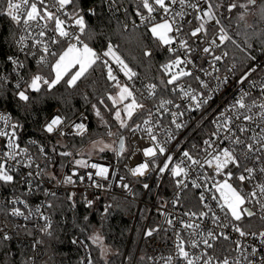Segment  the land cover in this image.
Listing matches in <instances>:
<instances>
[{
  "label": "snow or ice",
  "instance_id": "1",
  "mask_svg": "<svg viewBox=\"0 0 264 264\" xmlns=\"http://www.w3.org/2000/svg\"><path fill=\"white\" fill-rule=\"evenodd\" d=\"M104 8L112 14L122 10L126 17L138 18L139 24L135 19L132 23L136 27L143 26L169 54L167 61L160 65L163 76L158 84L147 83L143 90L137 89L135 81L139 74L121 56L118 45L109 42L106 50L97 52L82 38H92L86 18H98ZM233 14L241 21L249 14L264 20V0H131L129 6L123 8L121 0H0V16L10 18L22 32L18 38L15 34L12 36L14 53H6L0 47V107L6 101L15 100L17 108L25 106L24 110L28 112L32 93L51 92L62 82L67 88L75 89L78 82L102 66L115 92L98 98L91 109L99 125L104 127V134L116 137L111 143H105L103 139L92 140L88 151L77 149L75 145L64 143L63 139L69 136L83 138L89 131L88 117L81 113L74 120L57 112L41 125L44 142L30 140L29 144L22 145L21 135L26 131V124L11 112L0 111V140L3 141L0 145V189L11 192L10 197H5V204L11 207L0 204V215L25 222L42 221L34 227L42 234L52 236V217L45 209L55 210L58 205L54 200L59 198L56 191L43 187L44 179L73 189L83 186L80 199L86 209H92L99 199L95 191L109 190L117 171L111 165L93 162L94 153L111 151L122 158L128 149L126 137L120 130H127L134 137L144 133L140 139L146 136L149 146L137 149L144 159L128 168L132 177L139 181L154 173L160 180L165 174L170 175L174 186L170 201L173 209H184L182 194L189 185L202 189L197 210L168 211L169 201L159 198L156 212L164 217L163 224L149 227L145 234L152 237L155 233L172 231L174 247L172 253L161 254L158 260L148 258L151 264H264V231L243 226L245 219L257 215L256 206L264 220V80L259 83L250 80L258 69L264 70V63L258 62L243 72L235 82L239 86L237 95L230 101L223 106L211 107L215 95L230 86L229 76L219 75L217 67L229 53L221 51L217 54V49L230 41L236 44L225 25ZM210 25L215 29L214 33L210 32ZM124 27L126 29L127 24ZM53 46L59 47L53 50ZM236 47L240 48V45ZM251 47V44L247 45V48ZM240 50L247 59L256 61L247 49ZM144 54L153 55L152 51ZM29 58H34L38 66L31 75H28L30 69L26 62ZM202 62L207 63L208 68ZM117 70L126 81H121ZM232 70L230 68L229 72ZM206 77H212L215 85L210 87ZM193 83L197 87H193ZM160 89L174 97L164 98ZM177 99L189 102L182 109ZM149 101L152 107L148 106ZM205 109L212 116L210 122L214 130L196 155L188 150L181 151L177 145V151H180L177 158L175 152H169L168 145L176 140L177 132L187 126L181 118L186 112ZM105 113L111 116L117 131H112ZM165 116L168 117L167 125ZM48 137L56 138L55 143H48ZM55 157L71 158L69 173L59 178L55 171H50L57 165ZM64 166L60 164L61 168ZM125 179L120 176L117 186L134 195ZM246 184L250 185L248 191ZM156 186L160 187V184ZM142 187L150 191L152 185L144 182ZM17 188L25 191L16 195ZM41 191L44 197L53 200L32 206L27 197ZM89 192L93 193L92 198H89ZM66 200L71 208H76L77 191H69ZM110 207H105V214ZM83 219L87 222L89 217L85 215ZM205 220L210 222L207 227ZM27 228V223L10 227L7 219L0 221V258L11 257L8 264H17L10 245L19 230ZM80 230L87 232V224ZM231 233H236L237 238L233 239ZM249 237L252 242H248ZM104 239L98 230H93L85 240L72 239L73 244L83 247L86 252L80 264H95L88 241L100 250L102 257L108 254ZM221 240L229 241L230 251L236 252L237 256L217 253ZM42 243L35 240L31 247L35 250ZM35 259L34 256L21 259L18 264H35Z\"/></svg>",
  "mask_w": 264,
  "mask_h": 264
},
{
  "label": "trees",
  "instance_id": "2",
  "mask_svg": "<svg viewBox=\"0 0 264 264\" xmlns=\"http://www.w3.org/2000/svg\"><path fill=\"white\" fill-rule=\"evenodd\" d=\"M121 3H131V0H121ZM255 13V10H253ZM92 38L84 37L87 43L97 52L103 51L109 42L118 45V51L125 61L139 75L155 83H159L163 73L160 71V65L165 63L169 54L162 46H158L151 34L145 28L126 30L121 22L113 21L108 15L106 8L98 13V18H86ZM229 35L233 37L236 44L228 42L226 50L229 53L231 61L239 59L246 60L240 48L247 49L248 52L260 56L264 54V20L256 14H249L244 21L239 20L235 14L228 21H225ZM17 27L11 22L10 18L0 16V47L6 53H14L15 48L11 40L13 34L16 35ZM239 44L240 48L236 45ZM251 44V48L247 45ZM145 51H152V56H145ZM2 60V57H0ZM30 71L28 75L38 70V66L28 62ZM47 73V69L45 70ZM27 78V76H26ZM108 92H115L111 88V82L106 78V70L100 66L97 67L89 76L78 82L75 89L67 88L63 82L57 85L51 92L44 90L41 93H32L30 108L25 112L24 107L17 108V101L11 100L9 95L3 107L0 109L11 112L22 123L26 124V131L21 138L33 137L44 142V133L41 131V124L46 117L57 107L69 117L73 118L80 112H85L89 118V131L83 138L71 137L70 144L76 148L86 145L89 141L100 137L105 138V129L100 126L94 114L91 105L97 103L98 98L105 97ZM106 103H110L106 100ZM106 118L112 125V131H117V126L112 121L111 116L105 113ZM26 117V120H25ZM126 137V146L130 144V133L127 130H120ZM56 138L48 137V143H55ZM64 150V149H60ZM101 156H112L111 153L105 152ZM66 157H55L57 165L60 166ZM189 194V193H188ZM65 195H57L59 199L54 200L58 205L52 210L54 217L53 235L47 236L40 234L41 244L45 250V256L42 264H80L82 252L80 248L71 241L73 237L80 236L84 240L93 230H98L104 236V243L109 249L105 257L100 255V250L91 245L88 241L89 249L92 253L93 260H100L103 264H120L122 256L128 245L133 219L136 214L137 204L118 197L98 195L99 199L92 209H86L80 196L76 208H71ZM53 200V198H51ZM111 205L105 214V207ZM87 215L89 220L84 221L83 217ZM146 217V210L140 215V222L136 228L129 248V256L132 257L136 251V242L139 238L140 226ZM87 224V232H81V228ZM12 253L16 256V261L28 259L30 249L10 245ZM11 257L0 258V264H8Z\"/></svg>",
  "mask_w": 264,
  "mask_h": 264
},
{
  "label": "built area",
  "instance_id": "3",
  "mask_svg": "<svg viewBox=\"0 0 264 264\" xmlns=\"http://www.w3.org/2000/svg\"><path fill=\"white\" fill-rule=\"evenodd\" d=\"M127 6H129L128 3H121V8L127 7ZM52 10L54 11L55 9H52ZM107 13L112 18L113 21L121 22L123 26L127 24L126 30L144 28L143 26L136 27V24H139V19L134 16H131V18L126 17L122 10L115 14L109 13L108 11ZM132 19L136 20V24L132 23ZM193 24H195V21H193ZM209 28H210V32L212 33L215 32V29H213L211 25L209 26ZM21 34H22L21 30L17 28L16 37L18 38L19 35ZM49 35H52V33H49ZM227 44L228 43H226L222 49H217V54H220L221 51H227L226 50ZM57 47L59 46H53V50H56ZM106 48L104 50H106ZM243 55L246 58L244 52H243ZM251 55H254V54L251 53ZM254 56L257 58L256 61H252L246 58V60L239 59L238 61L234 62L229 59V55H228V57H226L222 62L217 64V67L219 68V75L229 76L230 86L227 89L223 90L221 93L215 95V98L213 102L211 103V107H215L217 104L223 106V104H226L228 101H230L234 95H237V87L239 86H237L235 82L237 79H239V77L243 74V72H245L248 68L256 65L258 62L264 63V54L260 56H256V55ZM23 58L24 57L21 55V59ZM26 62L27 63L31 62L34 65H36L34 58H29ZM233 65H235V68H233ZM203 66L205 68H208L207 63H203ZM114 68H115V65H114ZM230 68L233 69L232 72H229ZM116 74L120 77L122 82L126 81V77H124L123 74L120 73L118 70ZM205 79L209 82L210 87L215 85V80L212 77H206ZM252 79H255L257 83H259L261 80H264V70L258 69L256 72L252 74V77H250V80ZM147 83H155V82L150 81L141 76H138V78L135 81V86L137 89L143 90V85ZM192 86L197 87L195 83H193ZM159 92L161 95L164 96V98L174 97V94L169 93L166 90L160 89ZM188 102L189 101L187 100L181 101L177 99V103H181L182 109ZM147 103L149 107H152L151 101ZM0 111H4V110L0 109ZM57 112L65 114L61 108L57 107L46 117V119L50 118L54 114H57ZM81 113L87 116L85 112H80L72 119L75 120ZM202 117H206V118L202 120ZM181 119L182 121H185L187 123V126L179 130L177 132L176 140H174L170 145H168L169 152H175V155L177 158L180 157V151H177V145H180L181 151L188 150L193 155H196L200 151V149L203 147V141L208 139L212 131L214 130V127L212 123L210 122L212 119V116L208 115V109H205L203 111L186 112L185 116L182 117ZM88 121H89V118L86 121L87 124H88ZM164 123L165 125H167L168 123L167 116L164 117ZM141 136H144V133H138L135 137L130 133V136H129L130 147L127 148L128 149L127 155L126 156L124 155V157L122 158H118L115 155V153H111L112 156H97V157L93 156L92 157L93 162H97V163L104 164V165H111L117 170L115 173V178L110 181L112 183V187L107 191L96 190L95 195L97 196L107 195V196L118 197L121 199L132 201L137 204V210H136L135 217L133 219L128 245L122 256L120 264H151V261L148 258L155 257L158 260L161 254L167 255V254L172 253L173 247H174L173 245L174 236H173L172 231H168L167 233L163 231L160 233H155L152 237H147L145 234L146 230L149 227H155L157 225L163 224L164 217L160 216L156 212V208L158 207L160 203V199H159L160 197H163L164 200L169 201V205L167 209L168 211L182 212L183 210L187 208H192L193 210H197L200 207L199 202H198V195H199V192L202 191V189H194L191 187V185H189V188L185 190V192L182 194V201L184 203V209H180V208L173 209L170 201L171 199H173L174 186H173L172 178L170 175L165 174L162 179L157 180L156 174L153 173L151 174L150 177L140 178V180L138 181L137 178L132 177L128 173V168L134 167L135 165H137L144 159L142 153L137 151V149H142L144 147L149 146V141L147 140V137L145 136L144 139H140ZM71 137L73 136L65 137L63 139V142L71 146L72 144H70V141H69ZM102 138L103 137H100L99 139H102ZM105 139L114 140L116 139V137L105 136ZM30 140H37V139L33 137H27L24 139L21 138V144L27 145L29 144ZM93 140H97V139H93ZM91 141H89L86 145L82 147H78L77 149H83L84 151H86ZM2 144H3V141L0 140V145ZM194 145L195 147H193ZM72 150L75 151V149H72ZM32 151L33 153H35V148H33ZM134 152H135V155H133ZM70 161H71V158L66 157V159L62 163L65 165L63 168H61L59 165H56V167L54 169H50V171H55L58 175V178L62 177L64 174L69 173V170L72 167V164L70 163ZM162 162H163V159H161V163ZM111 175L112 173H110V176ZM120 176H124L126 178L125 183H129L132 189V193H134V195L129 194L125 189L117 186V180L119 179ZM144 182H147L150 185H152V188L150 191L145 190L142 187V184ZM105 183H108V182H105ZM157 183L160 184V187L156 186ZM43 187L50 188L56 191L57 195H65L69 191L74 190V191H77V195L79 196L80 192L83 191V186H81L78 189H73L71 186H57L55 185V182H48L47 178L44 179ZM245 190L246 191L250 190V185L246 184ZM23 191L25 190L22 188H17L16 195H19ZM92 195L93 193L89 192V198H92ZM10 196H11V192L8 189H0V204H5V197H10ZM51 198L52 197H47V198L44 197L42 191L41 193L35 196L27 197V199L29 200V203L32 206L40 204L42 201H45V200H51ZM208 202L214 204V202L212 201H208ZM5 207L10 208L11 205L5 204ZM144 210H146V217L144 216V220L140 226V231H139L140 235H139V238L135 246L136 251L134 255L130 257L129 248H130V244L132 241V237H133V234L136 228H138L137 226H138V223L140 222V215L142 214ZM254 211L257 212V215L252 217L250 220L245 219V221L243 222V226L246 229L250 228L251 230L257 231V232L264 231V220L260 218L262 213L259 211V207L256 206L254 208ZM45 213L51 215L52 221L54 224V217L52 214V210L45 209ZM5 219H7V221L9 222L10 227L12 224H16V223H27L28 228L20 229L19 235L14 237V240L11 244L15 246L26 247L30 249L31 253L29 257L34 256L36 258L35 264H42V260L45 256L44 248L42 247L41 244H39L36 246L35 250H33L31 247V244L35 240H40V234H42L41 232L38 231L37 227H34V225L42 224L43 222L42 221L38 222L35 220L25 222L23 220L12 218L10 216L5 218L4 215H0V221H3ZM209 224H210L209 221L207 220L204 221L205 227L209 226ZM29 232H31V235L28 234ZM231 235L233 239L237 238L236 233H231ZM74 238L78 240H84L80 236H75L73 237V239ZM248 242H252L251 237L248 238ZM75 245H77L82 252L81 258L84 257L86 255L85 249L83 247H80L78 244H75ZM217 253H223L226 255H230V257L237 256L236 252L230 251V242L223 241V240L218 242ZM94 261H95V264H103V262H101L100 260H94Z\"/></svg>",
  "mask_w": 264,
  "mask_h": 264
},
{
  "label": "rangeland",
  "instance_id": "4",
  "mask_svg": "<svg viewBox=\"0 0 264 264\" xmlns=\"http://www.w3.org/2000/svg\"><path fill=\"white\" fill-rule=\"evenodd\" d=\"M104 141H105V143H111V141H112V139H105V138H102ZM97 140H99V138H97ZM90 147H91V143H90V145L87 147V149H86V151H88L89 149H90ZM130 147V144L127 146V148H129ZM106 152H109V153H113V152H111V151H106ZM105 153V152H104ZM104 153H99V152H96V153H94V155L93 156H101L102 154H104ZM127 155V152L125 153V156Z\"/></svg>",
  "mask_w": 264,
  "mask_h": 264
}]
</instances>
